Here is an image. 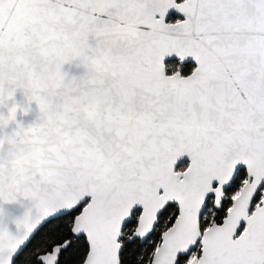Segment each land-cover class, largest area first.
<instances>
[{"label": "snow or ice", "instance_id": "6c2138e0", "mask_svg": "<svg viewBox=\"0 0 264 264\" xmlns=\"http://www.w3.org/2000/svg\"><path fill=\"white\" fill-rule=\"evenodd\" d=\"M0 264H264V0H0Z\"/></svg>", "mask_w": 264, "mask_h": 264}]
</instances>
